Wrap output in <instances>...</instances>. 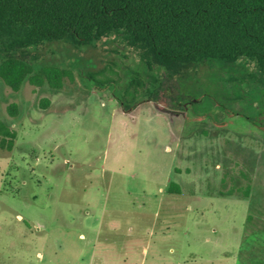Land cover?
Returning a JSON list of instances; mask_svg holds the SVG:
<instances>
[{"label": "rangeland", "instance_id": "rangeland-1", "mask_svg": "<svg viewBox=\"0 0 264 264\" xmlns=\"http://www.w3.org/2000/svg\"><path fill=\"white\" fill-rule=\"evenodd\" d=\"M30 53L34 72L53 66L70 76L59 91L25 81L13 92L0 81V120L16 132L13 150H0V264H67L72 252L62 247L79 233L97 237L98 253L102 238L115 241L113 255L139 241L144 264H264L263 87L251 64L183 70V89L205 96L194 115L210 119L176 139L148 104L126 116L88 78L118 80L119 89L143 67L121 37L44 42ZM222 108L239 115L231 128L220 127ZM171 183L179 194H169ZM88 212L99 218L93 230L79 221Z\"/></svg>", "mask_w": 264, "mask_h": 264}, {"label": "trees", "instance_id": "trees-1", "mask_svg": "<svg viewBox=\"0 0 264 264\" xmlns=\"http://www.w3.org/2000/svg\"><path fill=\"white\" fill-rule=\"evenodd\" d=\"M111 35L139 52L144 63L118 90V80L111 86L112 79L88 75L99 87H112L120 101L148 93L146 80L155 84L154 70L180 75L202 63L238 61L251 64L250 77L262 83L264 109V0H0V81L13 92L25 81L59 91L70 72L53 66L34 72L30 52L44 42L85 46ZM48 103L42 100L41 107ZM7 112L16 117V104ZM15 140L16 132L0 120V150L12 151ZM168 192L179 194V187L171 183ZM248 193L246 187L243 196Z\"/></svg>", "mask_w": 264, "mask_h": 264}, {"label": "flooded vegetation", "instance_id": "flooded-vegetation-1", "mask_svg": "<svg viewBox=\"0 0 264 264\" xmlns=\"http://www.w3.org/2000/svg\"><path fill=\"white\" fill-rule=\"evenodd\" d=\"M154 76L155 84L152 87L148 85L145 77L144 80H146V87L151 90L148 93L141 92L135 102L124 100L120 101L118 99L119 97L114 95L112 87L110 88L109 85L99 87L93 81L92 84H95V87H98L99 90L107 88L111 92L114 102L118 104V108L126 116L133 117L135 114L133 111H136L140 104H148L149 109H151L152 112L165 119L169 126V133L171 137L176 139L181 136V134H187L190 131L189 129L196 126V122L199 123L204 119H210V113L200 116L194 115L192 110H195V106H199L205 102V96H195L188 93V90H184L182 82L180 81L185 78L184 75H176L163 70H154ZM171 79L177 82L178 86H176L175 89L166 85L167 83H170ZM109 82L110 84H114V80H110ZM115 85L116 84L111 86ZM227 110L228 109L226 108L221 109L224 115V120L220 123V125H222L220 126L221 128H231L229 126L233 125L236 119H239V115L237 113L229 112ZM229 117L233 119L232 124L228 122L230 119ZM248 122H251V120Z\"/></svg>", "mask_w": 264, "mask_h": 264}, {"label": "crops", "instance_id": "crops-1", "mask_svg": "<svg viewBox=\"0 0 264 264\" xmlns=\"http://www.w3.org/2000/svg\"><path fill=\"white\" fill-rule=\"evenodd\" d=\"M91 213H86L83 216V219L80 224L87 230H93L95 225H98L99 218L97 216L90 215ZM78 219V218H77ZM70 231H64L63 233L69 234ZM66 239L67 237H63ZM75 237L69 238V240H65V244H68L67 248L62 247L63 252L71 253L72 257L66 260L67 264H144L145 263V255L146 251L139 248V241L137 242L135 248L128 254L126 252L118 255H113V244L115 241L109 243L108 239L102 238L101 247H99L98 253V239L97 237H87L84 234L79 233L77 236L78 242H75ZM87 242L85 243V241ZM84 242V243H82ZM82 246H86L88 249V255H85V252L82 251ZM104 253L103 256L98 257L100 252ZM233 258L236 259L235 254ZM169 263H172V260H168ZM187 262V261H186ZM185 259L181 257V260H178L177 264H186Z\"/></svg>", "mask_w": 264, "mask_h": 264}]
</instances>
